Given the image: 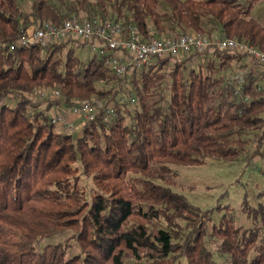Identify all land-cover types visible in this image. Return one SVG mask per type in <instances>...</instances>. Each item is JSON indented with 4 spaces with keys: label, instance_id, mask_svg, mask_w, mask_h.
I'll return each mask as SVG.
<instances>
[{
    "label": "trees",
    "instance_id": "trees-1",
    "mask_svg": "<svg viewBox=\"0 0 264 264\" xmlns=\"http://www.w3.org/2000/svg\"><path fill=\"white\" fill-rule=\"evenodd\" d=\"M245 1L0 0V264H264V202L243 201L245 226L229 204L201 208L160 181L208 157H257L264 175L257 64L238 92L226 84V72L248 65L245 52L163 55L118 77L102 53H75L94 39L19 43L43 20L112 17L144 34L219 30L264 50V19L251 14L264 0ZM44 88L61 104L101 98L113 113L100 109L76 135L56 130L50 105L31 96ZM64 232L72 242L42 243Z\"/></svg>",
    "mask_w": 264,
    "mask_h": 264
},
{
    "label": "built area",
    "instance_id": "built-area-1",
    "mask_svg": "<svg viewBox=\"0 0 264 264\" xmlns=\"http://www.w3.org/2000/svg\"><path fill=\"white\" fill-rule=\"evenodd\" d=\"M68 39H94L90 43L94 51L104 55L105 64L118 77H124L136 67L150 63L153 58L163 55L182 56L192 51L202 52L205 49H228L230 51L245 52L247 66L236 67L226 75V84L238 92L244 84L248 67L253 63L261 74L264 84V50L253 44L229 37L225 34L207 36L192 32H181L175 37L161 36L156 29L149 25L144 34L135 24H123L112 17H68L60 24L43 20L23 30L19 38L22 45L39 44L47 46ZM262 83H259L261 85ZM41 95H47L44 90ZM58 90H52L51 96L58 95ZM72 111L82 113L84 119H92L96 112L104 108V101L93 97L78 98L71 105ZM112 109L104 108L105 117L112 115ZM53 123L66 122L67 127H73L72 121H66L62 112H55L50 116Z\"/></svg>",
    "mask_w": 264,
    "mask_h": 264
},
{
    "label": "rangeland",
    "instance_id": "rangeland-1",
    "mask_svg": "<svg viewBox=\"0 0 264 264\" xmlns=\"http://www.w3.org/2000/svg\"><path fill=\"white\" fill-rule=\"evenodd\" d=\"M241 4H246L242 0ZM23 7L29 10V1L23 2ZM251 14L259 20L264 19V2L259 1L252 4ZM224 34L217 30L210 36ZM74 44V42H73ZM75 53L83 60L89 58L94 50L90 43L79 44L75 47ZM229 72V71H228ZM226 72V75L227 73ZM47 92V95H41V91ZM58 90V89H53ZM51 89L35 90L31 96L35 100L41 99L43 105L49 104L50 116L55 112H62L66 121H72L73 127H67L66 122L54 123L56 130L64 131L76 135L80 132L84 119L82 113L72 111L71 104H61L57 100L59 97L51 96ZM101 99V98H100ZM49 101V103H47ZM52 103V104H51ZM75 116L70 118V116ZM260 162L254 157L253 162H244L241 160H226L218 157H208L202 163L194 164H174V174L166 179H160L161 182L169 184L174 190L184 193L193 203L201 208H209L215 205L229 204L235 216L237 224L245 226L250 225L251 219L241 210L244 200L251 204L259 201L264 202V175L260 171ZM80 185L85 190L92 191L93 185L91 178L81 174ZM218 219V214L215 215ZM68 232L63 234L48 236L42 243L51 241H63L67 238ZM72 242V239H66Z\"/></svg>",
    "mask_w": 264,
    "mask_h": 264
},
{
    "label": "crops",
    "instance_id": "crops-1",
    "mask_svg": "<svg viewBox=\"0 0 264 264\" xmlns=\"http://www.w3.org/2000/svg\"><path fill=\"white\" fill-rule=\"evenodd\" d=\"M68 115H69V114H68ZM70 115H71V114H70ZM70 115H69V116H70ZM73 117H75V116H72V117L70 116V118H73Z\"/></svg>",
    "mask_w": 264,
    "mask_h": 264
}]
</instances>
